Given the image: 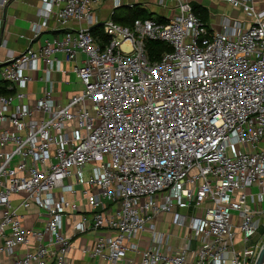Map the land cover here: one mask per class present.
<instances>
[{"label":"built area","instance_id":"obj_1","mask_svg":"<svg viewBox=\"0 0 264 264\" xmlns=\"http://www.w3.org/2000/svg\"><path fill=\"white\" fill-rule=\"evenodd\" d=\"M102 1L42 0L34 37L50 18L82 25L0 65L13 90L0 95V264H70L72 238L88 230L82 253L100 264H131L130 254L139 264H254L264 243L263 232L247 244L264 229V0H212L231 10L211 23L192 0H149L158 15L129 25L113 19L123 0L99 18ZM135 3L144 6L126 5ZM96 24L108 42L92 35ZM147 40L171 50L152 61ZM61 61L83 85L65 102L51 76L65 72ZM40 63L45 86L31 102ZM163 213L182 231L176 246Z\"/></svg>","mask_w":264,"mask_h":264},{"label":"crops","instance_id":"obj_2","mask_svg":"<svg viewBox=\"0 0 264 264\" xmlns=\"http://www.w3.org/2000/svg\"><path fill=\"white\" fill-rule=\"evenodd\" d=\"M41 1L42 0H9L5 8L0 7V43L2 40H5L6 42L4 45L0 44V65L3 64L6 58H8L10 55L16 56L20 54L29 45L37 47L42 44L47 38H52L53 36L61 35L66 30H70L82 25L81 23L72 20L66 26H59L54 18H50L47 25L42 27L41 33L37 37H34L32 31V24L40 21L37 11L41 6ZM127 1L129 2L134 0ZM196 1H198L200 4L203 3V0ZM218 6L220 8L223 7V9H230L228 5L223 3H219ZM208 10L210 13L209 22L211 23L212 12L210 11V9ZM236 13V10L233 11V14ZM57 57L61 58V54H57ZM79 58L80 56H78V59ZM43 65V63H40V70L30 72L32 80H30V82L28 83L27 95L28 99L31 102L40 97L45 86L44 81L42 79L44 75L42 71ZM70 65L71 64L69 62L61 61L60 66L65 72H51V76L54 80V96L61 102H65L69 97H71L75 93L74 91H63L61 89L62 85H68L73 82L71 80L72 77L70 76L71 72H69L68 70ZM2 82L3 79L0 75V85L2 84ZM158 220V223L163 230L169 231L174 235L172 237V244L174 246L178 245L180 243V236L182 234V231L179 228L170 224V214H160ZM94 238L95 232L93 230H88L87 232L83 234H78L72 238V245L68 251L70 264L101 263L98 258H90L87 255L83 254L81 250L83 246L91 245L93 243ZM145 243L146 242L144 241L142 245H145ZM130 257H133V262L131 264H139L138 257L134 256V254H130ZM120 264L127 263L121 262Z\"/></svg>","mask_w":264,"mask_h":264},{"label":"trees","instance_id":"obj_3","mask_svg":"<svg viewBox=\"0 0 264 264\" xmlns=\"http://www.w3.org/2000/svg\"><path fill=\"white\" fill-rule=\"evenodd\" d=\"M128 7V6H127ZM131 9L129 12L122 16L113 15V19L123 25H129L136 18L144 19L155 15L154 11L147 9L145 6L135 3L133 6H129ZM194 12L205 22H209V10L202 5H194ZM159 21H163L162 17L158 18ZM90 31L94 37L99 38L101 44L109 41L108 36L103 32L102 24H96L90 28ZM145 49L150 60H159L162 54L171 50V46L160 40H147L145 42ZM13 93L12 89L7 88V82L3 80L0 85V95H8Z\"/></svg>","mask_w":264,"mask_h":264},{"label":"rangeland","instance_id":"obj_4","mask_svg":"<svg viewBox=\"0 0 264 264\" xmlns=\"http://www.w3.org/2000/svg\"><path fill=\"white\" fill-rule=\"evenodd\" d=\"M134 1H139L141 3L144 4V6L151 10V11H154L155 12V15H158V13L160 12L159 8L154 6L153 4H150L148 1L149 0H134ZM151 1V0H150ZM145 2V3H144ZM127 3V0H123L122 1V5L115 8V15L117 16H122V15H125L129 12V10L131 9L129 6L127 7L126 5ZM147 3V4H146ZM192 3L194 5H199L200 3L196 0H193ZM219 3L217 2H213L211 0H203V3L200 4L208 9H210V11L212 12L213 15L217 16L221 13H225V12H228L227 8H220L218 6ZM111 10V0H103L100 5L97 7V15L99 16V18H103V17H106L108 14H109V11ZM132 10V9H131ZM231 10V9H230ZM1 75V74H0ZM70 76L72 77L71 80L73 81L71 84H68V85H62L61 86V89L63 91H74L75 93L76 92H81L82 89H83V85L80 81V79L78 77H76L75 75H73L72 73H70ZM76 77V79H75ZM89 166L86 167V169L88 168ZM87 177V173L85 172L84 173V178ZM264 232V229L261 227L258 231V233H256L255 235L252 236V238H250V240L248 241V245L250 244H254L258 238L261 236V234Z\"/></svg>","mask_w":264,"mask_h":264},{"label":"water","instance_id":"obj_5","mask_svg":"<svg viewBox=\"0 0 264 264\" xmlns=\"http://www.w3.org/2000/svg\"><path fill=\"white\" fill-rule=\"evenodd\" d=\"M254 264H264V243L259 250L258 256H257Z\"/></svg>","mask_w":264,"mask_h":264}]
</instances>
